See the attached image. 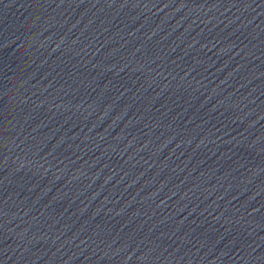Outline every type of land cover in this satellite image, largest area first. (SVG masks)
Masks as SVG:
<instances>
[{"label": "water", "instance_id": "95a60500", "mask_svg": "<svg viewBox=\"0 0 264 264\" xmlns=\"http://www.w3.org/2000/svg\"><path fill=\"white\" fill-rule=\"evenodd\" d=\"M0 264H264V0H0Z\"/></svg>", "mask_w": 264, "mask_h": 264}]
</instances>
